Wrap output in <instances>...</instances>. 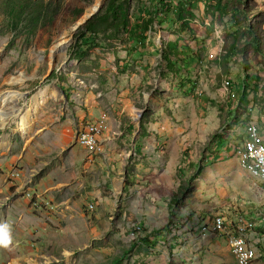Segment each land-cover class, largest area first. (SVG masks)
Here are the masks:
<instances>
[{
	"label": "rangeland",
	"instance_id": "1",
	"mask_svg": "<svg viewBox=\"0 0 264 264\" xmlns=\"http://www.w3.org/2000/svg\"><path fill=\"white\" fill-rule=\"evenodd\" d=\"M4 94L0 264H264V0H0Z\"/></svg>",
	"mask_w": 264,
	"mask_h": 264
},
{
	"label": "bare ground",
	"instance_id": "2",
	"mask_svg": "<svg viewBox=\"0 0 264 264\" xmlns=\"http://www.w3.org/2000/svg\"><path fill=\"white\" fill-rule=\"evenodd\" d=\"M102 1L99 2L93 9L92 12H98ZM70 43V40L67 41ZM63 48V46L58 45V49ZM44 97V96H43ZM9 98V94H4L1 98V102H5ZM105 117H101L102 123L98 124H105L104 123ZM22 120L24 121L25 118L23 117ZM245 123H257L256 120L251 119L248 122ZM23 124V123H22ZM21 124V125H22ZM78 140H93V143H89L88 147H95L98 139L96 135L90 134L84 136V139H78ZM261 131L257 124L253 125V128L251 130V134L247 140H245L243 146L239 148L237 151L238 156L242 158L243 166L249 171V173L256 177L257 179L264 182V165L263 161L261 160V157L257 156V149H264V144L261 143ZM219 220L220 223V232L222 229V225L225 223V218L222 215H219V217L216 218L215 221ZM215 230H217V227H214ZM222 233V232H221ZM249 237L246 236L244 233H241L240 235H232L231 237V249L234 253V255L243 263H248L250 260H252L256 256V250L253 246L250 245L248 241ZM234 243H237L239 247H243V249H238Z\"/></svg>",
	"mask_w": 264,
	"mask_h": 264
},
{
	"label": "built area",
	"instance_id": "3",
	"mask_svg": "<svg viewBox=\"0 0 264 264\" xmlns=\"http://www.w3.org/2000/svg\"><path fill=\"white\" fill-rule=\"evenodd\" d=\"M93 123H102V121L99 120V121H95ZM78 142H79V145H88L89 143H93V140H78ZM257 156L261 157V160L263 161V165H264V149H257ZM212 227H217L218 232H220V223H219V220L213 221L212 222ZM234 245L238 249H243L244 250V248L243 247H239L237 245V243H234Z\"/></svg>",
	"mask_w": 264,
	"mask_h": 264
},
{
	"label": "clouds",
	"instance_id": "4",
	"mask_svg": "<svg viewBox=\"0 0 264 264\" xmlns=\"http://www.w3.org/2000/svg\"><path fill=\"white\" fill-rule=\"evenodd\" d=\"M0 243L4 244L5 246L10 243V240L4 232V228H0Z\"/></svg>",
	"mask_w": 264,
	"mask_h": 264
},
{
	"label": "crops",
	"instance_id": "5",
	"mask_svg": "<svg viewBox=\"0 0 264 264\" xmlns=\"http://www.w3.org/2000/svg\"><path fill=\"white\" fill-rule=\"evenodd\" d=\"M261 133H263V136H262V138H264V131L262 132L261 131ZM245 139H246V137L244 138V140H243V142H242V144L241 145H243L244 144V141H245ZM241 145H238L237 147H236V152H237V149H238V147L239 146H241ZM241 164V163H240ZM241 166H242V164H241ZM219 213V212H218ZM225 216V218H226V222H227V215L225 214V213H223ZM218 215H222L221 213L220 214H218ZM251 238H255V233L254 232H251L250 234H249V239H251ZM248 239V240H249ZM252 241H254L255 242V240H252Z\"/></svg>",
	"mask_w": 264,
	"mask_h": 264
},
{
	"label": "trees",
	"instance_id": "6",
	"mask_svg": "<svg viewBox=\"0 0 264 264\" xmlns=\"http://www.w3.org/2000/svg\"><path fill=\"white\" fill-rule=\"evenodd\" d=\"M159 22H160V21H159ZM261 139H262V140H261V143H262V144H264V141H263V138H262V136H261Z\"/></svg>",
	"mask_w": 264,
	"mask_h": 264
}]
</instances>
